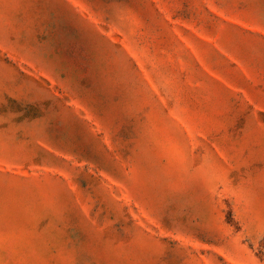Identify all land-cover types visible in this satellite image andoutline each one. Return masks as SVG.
<instances>
[{
  "label": "rangeland",
  "instance_id": "374dc122",
  "mask_svg": "<svg viewBox=\"0 0 264 264\" xmlns=\"http://www.w3.org/2000/svg\"><path fill=\"white\" fill-rule=\"evenodd\" d=\"M0 264H264V0H0Z\"/></svg>",
  "mask_w": 264,
  "mask_h": 264
}]
</instances>
